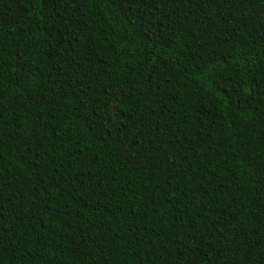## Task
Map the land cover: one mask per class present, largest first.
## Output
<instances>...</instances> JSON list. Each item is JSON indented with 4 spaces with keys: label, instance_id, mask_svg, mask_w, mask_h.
Returning a JSON list of instances; mask_svg holds the SVG:
<instances>
[{
    "label": "trees",
    "instance_id": "obj_1",
    "mask_svg": "<svg viewBox=\"0 0 264 264\" xmlns=\"http://www.w3.org/2000/svg\"><path fill=\"white\" fill-rule=\"evenodd\" d=\"M262 14L0 0V264H264Z\"/></svg>",
    "mask_w": 264,
    "mask_h": 264
},
{
    "label": "snow or ice",
    "instance_id": "obj_2",
    "mask_svg": "<svg viewBox=\"0 0 264 264\" xmlns=\"http://www.w3.org/2000/svg\"><path fill=\"white\" fill-rule=\"evenodd\" d=\"M261 3L264 4V0H261ZM262 17H264V14H262ZM262 31H264V24H262ZM149 143H150V141H149ZM141 150H143V148H142ZM153 159L155 160L156 163H158V164H160V165H163V161L160 160L158 157H154ZM151 162H152V161H150V163H151ZM260 183H261L262 185H264V178H261Z\"/></svg>",
    "mask_w": 264,
    "mask_h": 264
}]
</instances>
